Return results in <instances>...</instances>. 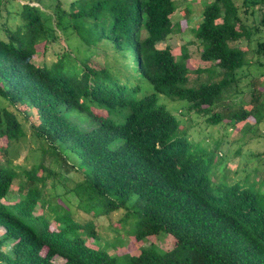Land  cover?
I'll list each match as a JSON object with an SVG mask.
<instances>
[{"label":"trees","instance_id":"trees-1","mask_svg":"<svg viewBox=\"0 0 264 264\" xmlns=\"http://www.w3.org/2000/svg\"><path fill=\"white\" fill-rule=\"evenodd\" d=\"M19 1L13 28L0 38V264H115L90 220L75 216V209L86 213L84 199L93 196L104 212L133 219L135 240H172L168 250L154 241L139 247L124 264H264V176L248 185L218 173L222 142H190L185 120L157 101H184L205 126L264 123L261 92L253 97L251 90L247 105L227 116L217 111L237 70L264 62V0L203 5L190 31L207 65L198 73L211 80L197 85L187 80L185 53L156 48L179 30L170 20L173 0ZM240 41L244 47L233 45ZM59 42L53 61L33 62ZM252 43L256 59L249 61ZM70 110L93 126L79 130L64 116ZM25 143L36 145L29 167L14 163ZM72 156L77 182L59 179L46 164L72 167ZM59 186L65 198L57 206Z\"/></svg>","mask_w":264,"mask_h":264},{"label":"rangeland","instance_id":"rangeland-1","mask_svg":"<svg viewBox=\"0 0 264 264\" xmlns=\"http://www.w3.org/2000/svg\"><path fill=\"white\" fill-rule=\"evenodd\" d=\"M176 3V11L170 17L172 23H176L179 30L169 35L162 43H156V48L161 49L166 46L172 49L175 57H179L182 53L187 55L185 64L188 68L187 80L190 85H197L202 82H207L208 79L204 73H198V70L207 68V65L199 62V54L201 50L200 43L193 38L191 29L199 21V16L202 11L203 5L209 0H173ZM47 2V1H45ZM21 3L19 0H0V38H4L5 28H13L16 17L13 18V13L16 14L18 8L17 4ZM185 7L189 9V14L185 20L184 12ZM261 5L255 4L252 7L254 15L258 13ZM16 11V12H15ZM264 41V39L262 40ZM236 47H244L245 42L240 41L233 44ZM63 45L59 43L49 44L47 51L44 55L37 54L33 56V62L41 64L44 62H50L54 60V55L61 51ZM254 44L250 45V53L248 55L249 61L256 59V55L253 54ZM120 67V66H119ZM238 80L231 84L229 89L225 91L221 96L220 107L217 111L225 116L232 111H236L240 106H245L247 103H243L242 100L248 96L252 90L253 97L259 95L261 92L264 97V90L261 88V84L264 81V62L261 60L260 65L243 66L239 72L237 70ZM213 79V78H212ZM142 88L147 92H152L151 86L142 81ZM262 96L260 97V99ZM161 100L165 104V109L170 112L177 120L184 121L185 127L188 131L187 137L192 143H197L201 146L213 145L215 141H221V151L217 152L219 173L222 169L223 172L232 178L233 181L247 179V184L251 185L255 181L260 182L264 176V123L261 122L255 125L251 118L245 119L242 124L235 126L225 127L223 124L216 126H205L203 118L195 117L192 114H188L184 109V101H172L162 95L157 96V101ZM3 105V104H0ZM30 123H36V115L33 109L28 110ZM65 118L76 125L79 130H88L93 126V122L88 118L74 110L65 112ZM189 117V119H187ZM249 128V130L247 129ZM246 129V130H245ZM245 130V131H243ZM36 145L33 143H25L20 146L19 157L15 164H23L29 167L35 161V149ZM238 149L239 154L234 155V151ZM228 150V151H227ZM245 154V156H244ZM71 161L72 167L69 165H63L59 163H53L50 160L46 161L49 167L57 174L59 179H69L73 182H77L81 179L78 171H76V165L79 163L78 159L74 156ZM4 158L0 154V162H3ZM76 164V165H75ZM256 169V172L254 170ZM15 185V183H13ZM71 185V184H70ZM65 187H68L65 184ZM260 190L264 188V182L259 183ZM66 189V188H65ZM60 186L52 195V201L54 205L60 206L64 203V196ZM72 207L74 208V202L71 198ZM86 203V204H85ZM84 205L86 207V213H83L75 209L77 218H84V220H90L91 229L95 233L96 238L108 245V254L115 257V264H124L126 258L135 253L139 247H145L150 242L154 241V244L162 250H168L172 247V240L167 236H159L154 239L142 238L135 240L134 238V225L133 219L122 220L121 210H111L104 212V202L96 201L93 196L91 201L84 199ZM72 208V209H73ZM100 212L96 216H92L94 212ZM79 218V219H80ZM2 230L0 229V234ZM2 250H6L3 248ZM54 262L60 264L62 261L58 258H54Z\"/></svg>","mask_w":264,"mask_h":264}]
</instances>
